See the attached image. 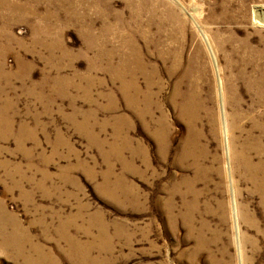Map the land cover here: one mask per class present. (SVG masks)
<instances>
[{
  "label": "rangeland",
  "instance_id": "obj_1",
  "mask_svg": "<svg viewBox=\"0 0 264 264\" xmlns=\"http://www.w3.org/2000/svg\"><path fill=\"white\" fill-rule=\"evenodd\" d=\"M263 14L264 0H0V264H264L240 158L264 178ZM133 50L142 118L116 73ZM187 73L190 125L175 108Z\"/></svg>",
  "mask_w": 264,
  "mask_h": 264
},
{
  "label": "bare ground",
  "instance_id": "obj_2",
  "mask_svg": "<svg viewBox=\"0 0 264 264\" xmlns=\"http://www.w3.org/2000/svg\"><path fill=\"white\" fill-rule=\"evenodd\" d=\"M263 17L261 19H259V22H264V14L262 15ZM258 19V18H257ZM256 23V22H255ZM52 49V48H51ZM138 53H136V51H132V53L129 55V57L124 58L120 67L116 69V73L117 76L119 78L122 79L123 76H125L126 74L129 76V81L128 83H124L122 82V91L125 95V99L127 100V103L129 104L130 108L136 112L137 115H139V117H144L148 111H146V108H142L140 110H137L138 108V104L139 103H143L144 105L147 103L148 100V96L147 95H141L140 94V90L138 89V87L136 86L137 84H135L134 80H135V76H136V70L141 71V63H140V57L139 55H137ZM52 56V55H51ZM143 71V70H142ZM143 73V72H141ZM261 75L257 77H254L253 82L257 83L258 85L261 82ZM149 77V76H148ZM148 77L146 78L148 81ZM150 78V77H149ZM120 79V80H121ZM145 79V80H146ZM185 79L188 81V89H187V93H183V94H178V91L175 93V96H177V99H179V103H175V108L179 114V117H182L184 119H186L190 124H192L196 119L197 116V112L199 109V101L196 102L195 101V96H196V91L194 89H192V87L190 86V82H189V74L187 73L185 75ZM251 80V79H250ZM137 81V80H136ZM152 81V80H151ZM180 83V82H179ZM145 85V84H144ZM181 85V84H179ZM254 85V84H253ZM149 83L146 84V88H148ZM254 88V87H253ZM255 89V88H254ZM150 90V89H149ZM148 90V91H149ZM148 93V92H147ZM256 93L259 95V98H264V89H261V86L258 87ZM146 94V93H145ZM152 96V95H151ZM150 96V97H151ZM140 97V98H139ZM151 100V99H150ZM175 101V100H174ZM149 102V101H148ZM151 103V102H150ZM174 103V102H173ZM236 109V108H235ZM150 112V111H149ZM236 112V111H235ZM234 113V112H232ZM199 114V113H198ZM163 115V114H162ZM161 117V116H160ZM164 118V117H163ZM162 118V119H163ZM162 122V121H161ZM196 123V121H195ZM167 124V123H166ZM165 124V125H166ZM164 126V125H163ZM162 126V127H163ZM167 126V125H166ZM166 126L164 128H166ZM194 126V125H193ZM193 128V127H192ZM232 128V127H231ZM193 130L190 128V132H192ZM261 133L264 135V131L260 130ZM164 133V132H163ZM166 134V132H165ZM195 134V133H194ZM196 135V134H195ZM156 138H158V140H160L161 143H163L164 141V137L163 134H161V132L157 131L155 133ZM189 137V135H188ZM198 137V136H197ZM195 137V138H197ZM155 138V139H156ZM246 138L249 141V148H253L255 150V145L258 148V150H262V147H260V142L261 140H256L255 141V135H249V133H246ZM196 140V139H195ZM193 141L194 138H188L186 140V145H187V149L183 151L184 155H187L190 152V149H192L193 147ZM129 143V142H128ZM131 143V142H130ZM166 144V143H165ZM195 145V144H194ZM248 145H246V148L248 149ZM129 146V145H128ZM165 146V145H164ZM131 147V146H130ZM256 148V149H257ZM132 150V149H131ZM241 161L243 163V165L245 166L249 178L255 188H258V190L261 193V198L262 201L264 202V178H258L257 175L260 173V171L262 170V164H256L251 162V160L245 155L241 156ZM248 178V179H249Z\"/></svg>",
  "mask_w": 264,
  "mask_h": 264
}]
</instances>
